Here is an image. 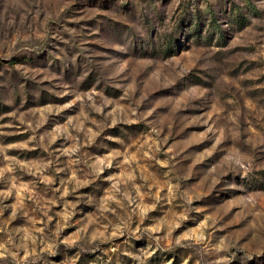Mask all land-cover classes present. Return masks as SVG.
Instances as JSON below:
<instances>
[{
	"label": "rangeland",
	"instance_id": "374dc122",
	"mask_svg": "<svg viewBox=\"0 0 264 264\" xmlns=\"http://www.w3.org/2000/svg\"><path fill=\"white\" fill-rule=\"evenodd\" d=\"M0 264H264V0H0Z\"/></svg>",
	"mask_w": 264,
	"mask_h": 264
}]
</instances>
